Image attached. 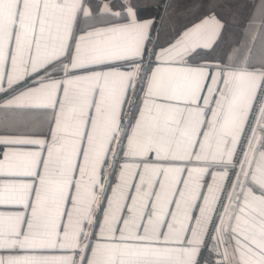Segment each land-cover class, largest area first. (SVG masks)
Returning a JSON list of instances; mask_svg holds the SVG:
<instances>
[{
    "label": "snow or ice",
    "instance_id": "6c2138e0",
    "mask_svg": "<svg viewBox=\"0 0 264 264\" xmlns=\"http://www.w3.org/2000/svg\"><path fill=\"white\" fill-rule=\"evenodd\" d=\"M0 264H264V0H0Z\"/></svg>",
    "mask_w": 264,
    "mask_h": 264
}]
</instances>
